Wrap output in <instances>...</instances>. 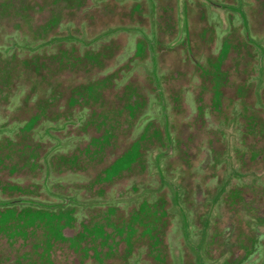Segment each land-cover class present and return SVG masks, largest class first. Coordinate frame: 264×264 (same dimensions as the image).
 <instances>
[{
  "label": "rangeland",
  "instance_id": "rangeland-1",
  "mask_svg": "<svg viewBox=\"0 0 264 264\" xmlns=\"http://www.w3.org/2000/svg\"><path fill=\"white\" fill-rule=\"evenodd\" d=\"M0 264H264V0H0Z\"/></svg>",
  "mask_w": 264,
  "mask_h": 264
},
{
  "label": "trees",
  "instance_id": "trees-1",
  "mask_svg": "<svg viewBox=\"0 0 264 264\" xmlns=\"http://www.w3.org/2000/svg\"><path fill=\"white\" fill-rule=\"evenodd\" d=\"M48 25H51V24H48ZM214 99H215V103L216 105H219L220 101H221V92L219 91V88L215 89V92H214ZM199 110L202 111V108L200 107ZM67 228V227H66ZM66 228H63L62 232L66 229Z\"/></svg>",
  "mask_w": 264,
  "mask_h": 264
}]
</instances>
